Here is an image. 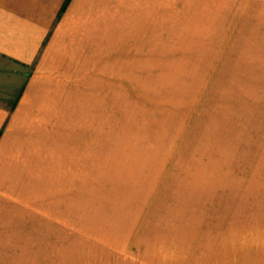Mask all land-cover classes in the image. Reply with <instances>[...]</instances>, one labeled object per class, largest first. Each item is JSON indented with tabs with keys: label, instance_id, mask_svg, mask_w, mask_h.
<instances>
[{
	"label": "rangeland",
	"instance_id": "obj_1",
	"mask_svg": "<svg viewBox=\"0 0 264 264\" xmlns=\"http://www.w3.org/2000/svg\"><path fill=\"white\" fill-rule=\"evenodd\" d=\"M234 2L140 0L97 36L0 264L241 257L229 219L264 195V27L236 34Z\"/></svg>",
	"mask_w": 264,
	"mask_h": 264
},
{
	"label": "crops",
	"instance_id": "obj_2",
	"mask_svg": "<svg viewBox=\"0 0 264 264\" xmlns=\"http://www.w3.org/2000/svg\"><path fill=\"white\" fill-rule=\"evenodd\" d=\"M64 1L0 0V253L4 236L17 241L12 228L20 203L49 176L51 116L66 105L59 100L61 85L91 74L97 36H113L140 2L70 0L59 13ZM234 5L236 34L264 27V0ZM234 217L230 228L241 257L229 264H264V195L243 206L241 219Z\"/></svg>",
	"mask_w": 264,
	"mask_h": 264
},
{
	"label": "trees",
	"instance_id": "obj_3",
	"mask_svg": "<svg viewBox=\"0 0 264 264\" xmlns=\"http://www.w3.org/2000/svg\"><path fill=\"white\" fill-rule=\"evenodd\" d=\"M70 0H65L60 8L59 13L63 12Z\"/></svg>",
	"mask_w": 264,
	"mask_h": 264
}]
</instances>
